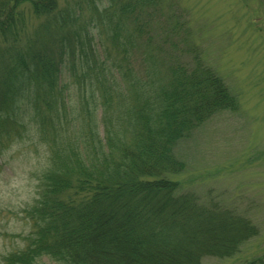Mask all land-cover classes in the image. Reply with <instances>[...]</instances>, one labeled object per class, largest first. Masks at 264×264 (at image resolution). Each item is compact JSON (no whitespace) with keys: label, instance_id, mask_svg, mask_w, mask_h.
Returning <instances> with one entry per match:
<instances>
[{"label":"trees","instance_id":"1","mask_svg":"<svg viewBox=\"0 0 264 264\" xmlns=\"http://www.w3.org/2000/svg\"><path fill=\"white\" fill-rule=\"evenodd\" d=\"M169 6L0 0V160L38 155L0 264H204L259 235L237 195L179 178V143L239 102Z\"/></svg>","mask_w":264,"mask_h":264},{"label":"rangeland","instance_id":"2","mask_svg":"<svg viewBox=\"0 0 264 264\" xmlns=\"http://www.w3.org/2000/svg\"><path fill=\"white\" fill-rule=\"evenodd\" d=\"M169 1L166 17L183 23L238 97L236 111L213 116L176 153L185 162L181 180L194 179L188 185L200 193L216 188L237 195L236 205L258 226L259 235L235 258L204 262L241 264L252 253L264 256V0ZM178 34L185 36L183 30ZM27 142L0 160V256L19 243L16 235L26 233L19 209L35 196L38 155Z\"/></svg>","mask_w":264,"mask_h":264}]
</instances>
